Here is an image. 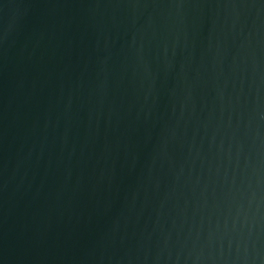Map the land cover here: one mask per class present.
<instances>
[{"label":"water","instance_id":"water-1","mask_svg":"<svg viewBox=\"0 0 264 264\" xmlns=\"http://www.w3.org/2000/svg\"><path fill=\"white\" fill-rule=\"evenodd\" d=\"M0 264H264V0H0Z\"/></svg>","mask_w":264,"mask_h":264}]
</instances>
